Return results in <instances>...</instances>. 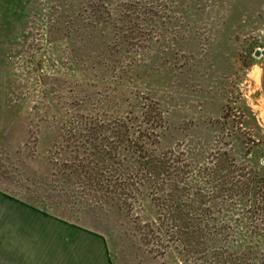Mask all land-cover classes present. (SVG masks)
Wrapping results in <instances>:
<instances>
[{
    "label": "rangeland",
    "instance_id": "374dc122",
    "mask_svg": "<svg viewBox=\"0 0 264 264\" xmlns=\"http://www.w3.org/2000/svg\"><path fill=\"white\" fill-rule=\"evenodd\" d=\"M91 31L105 39L104 54H88L78 74L64 37L78 43ZM233 127L264 152V0H0V193L31 212L20 218L37 219L45 225L38 230L67 236L69 251L86 253L77 257L89 261L95 251V264L181 263L163 261L145 240L161 223V244L177 246L165 215L173 208L169 182L138 168L132 145L140 143L158 157L168 148L187 169L181 204L193 205L198 192L207 210L193 219L222 226L226 245L262 240L264 263V212L252 213L249 191L217 195L196 177L223 152L233 168L226 191L254 175L250 157L233 152ZM92 143L116 166L99 170ZM76 166L99 170L122 219L101 208L93 187H63ZM144 183L151 185L142 195Z\"/></svg>",
    "mask_w": 264,
    "mask_h": 264
},
{
    "label": "trees",
    "instance_id": "16d2710c",
    "mask_svg": "<svg viewBox=\"0 0 264 264\" xmlns=\"http://www.w3.org/2000/svg\"><path fill=\"white\" fill-rule=\"evenodd\" d=\"M99 35L100 33L95 31L85 32L82 35L80 34L78 38L80 40L78 43L75 41V39H77L75 35L66 34L64 37L71 49V56L74 65L78 69L76 73H80L79 68L81 66V61H83L88 54H92L93 56L97 54L98 56L101 55L102 49H104L103 44H105V39ZM96 41L98 42V46L95 48L94 45H96ZM91 47H94L95 49H92ZM92 65H94L93 60L90 66ZM240 104V102H236V105L240 106ZM235 110L236 108L228 109V113L229 111L233 112ZM248 113L251 115L249 111ZM239 114H242V116H244L243 118L248 115L243 111L239 112ZM231 129V137L235 141L233 152L235 154L239 153L241 156L250 157L249 164L251 165V171L254 175L252 174V177L247 184L246 182H242L236 186L231 185L226 191V184L228 179H231V171L233 168H231L228 163V152H223L213 156V159H211L213 163L200 169V172L196 174V177H203L206 179V184L215 187L214 193L217 195L227 192L233 196H243L246 195L245 192L248 193L249 191V197L253 203L252 213L256 215L259 212H264V165H262V158L259 159V155L264 154V152H262L259 143L256 144L255 142H252V145H249L248 143L243 142V137L245 135L242 133V129H235L234 127ZM243 129L246 130L244 127ZM218 131H220L219 127ZM165 136L166 133L162 138L164 143L166 141ZM139 144L134 143L132 145V153L138 154L139 156L138 168L147 171L150 175V179L155 180L159 177H164V180L169 182V191L167 192L168 194L166 197L172 201L173 208L169 209L165 215L169 218L168 223L172 224V234L170 236L168 235L169 239L176 242L177 246L176 248L170 246L164 248V244H161L163 243L161 241L166 239L165 234H167L161 223H157L154 228L152 227V229H149L145 234V240L148 241V243H156L158 246L157 248L161 252L163 261L168 262V260H171L172 258H178L179 261V257H181L182 260L181 263L179 261L180 264H189L187 259H190V261L195 260V264H264L263 262H259L260 255L257 253L261 250V245L263 243L262 240L253 242L251 245L231 243L226 245L222 237V226L218 227L217 224L193 219L199 211L202 213L203 211H207L202 208L205 201L204 196L198 192L195 194L193 193V205L184 206L181 204V198L185 193L183 191L184 189L179 187L181 185L182 187L184 186V178L189 172H187L186 168L182 170L177 166L176 156L173 155V152H169L168 148H166L167 151L162 149V156H153L149 155L146 148ZM95 145V143H92V146L89 147V149L95 154L100 155L99 157L102 159V164H99L100 168H97L101 170V168L105 167H115L116 164L111 161V157H106L108 156L106 152H103L101 155L99 153L100 149H97ZM161 147L162 145L160 148ZM99 170L95 168L87 171L85 168L76 166L70 171H67L70 177L67 178V176H64V179L60 181V183L63 184V187L65 188H70L74 181L87 190L93 187L96 191L95 195H97L95 198L98 197V203H100L101 208L103 209L107 206L109 208L107 214H110V217L113 219L120 220L123 218L121 212H123L124 208L119 204L117 199L111 197L112 193L108 189L114 190L113 187L110 186L109 188L108 186V188L104 187L103 189V184H101L102 180L98 173ZM150 185L151 184L149 183L143 184L145 188L142 190V195L144 192H147V188ZM184 187H187V185ZM159 188H161V186ZM198 189L199 188L196 190ZM135 190H130V193H133L137 197H141L142 195H139V192H136ZM116 191H118V188L115 189V193ZM155 216L157 219H160L159 215L157 216L156 214ZM149 227H151V225L148 226V228ZM151 252H154V250L151 249Z\"/></svg>",
    "mask_w": 264,
    "mask_h": 264
},
{
    "label": "crops",
    "instance_id": "0c3cea01",
    "mask_svg": "<svg viewBox=\"0 0 264 264\" xmlns=\"http://www.w3.org/2000/svg\"><path fill=\"white\" fill-rule=\"evenodd\" d=\"M21 212L31 213L21 203L0 193V264H95V251L87 252L92 256L89 261L85 255L77 257L86 253L79 252L77 247L69 251L67 236L38 230L45 225H38L35 218H20Z\"/></svg>",
    "mask_w": 264,
    "mask_h": 264
},
{
    "label": "water",
    "instance_id": "95a60500",
    "mask_svg": "<svg viewBox=\"0 0 264 264\" xmlns=\"http://www.w3.org/2000/svg\"><path fill=\"white\" fill-rule=\"evenodd\" d=\"M255 56H256V57H259V56H260V52H258V51L255 52ZM263 164H264V161H263Z\"/></svg>",
    "mask_w": 264,
    "mask_h": 264
}]
</instances>
